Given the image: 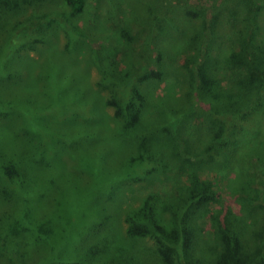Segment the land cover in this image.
Segmentation results:
<instances>
[{"label": "trees", "instance_id": "16d2710c", "mask_svg": "<svg viewBox=\"0 0 264 264\" xmlns=\"http://www.w3.org/2000/svg\"><path fill=\"white\" fill-rule=\"evenodd\" d=\"M45 2L47 6L44 7ZM32 3L40 4L37 9L43 12L36 15L37 20L45 16L47 24L41 23V20L29 22L27 26L33 25L38 30L45 27L55 33L53 26L61 20L64 25L70 26L73 36L79 34L74 21L85 12L87 0H0V25L7 32L11 31L10 35L22 31L25 27L20 21L21 16L15 22L9 12L16 10L20 13L24 11V5ZM262 10L263 7L255 11L248 8L244 12L246 26L239 30L235 38H229L230 48L225 55L213 50L216 40L224 37L220 29L221 20L216 14L208 23L206 38L202 39L201 33H198L186 39L181 50L176 51L174 64L181 62L190 75L188 93L195 98V101L191 98L187 111H182L181 107L176 109L168 95L163 94L162 98L159 97L165 107L161 112L163 114L159 117L154 115L153 94L150 89H145V82L151 78L162 80L172 66L169 57L171 44L167 39L157 45L155 67H143V74L133 77L132 83L126 71L117 72L113 65H108L103 79L121 87L119 93L125 101L121 105L116 97L110 99L116 108L118 131L111 129L106 120L103 121L105 114L101 100L93 94L89 79L83 75L80 65L76 66L62 56H52L51 66L45 74L48 80L45 87L47 91L49 89L51 100L45 99L43 96L48 95L47 91L31 86L34 78L30 79V68L21 59V47L16 46L14 51L18 55L11 51L7 60L2 61L5 70L3 67L0 69V123L23 114L29 123L24 135L28 137L30 146L24 149L25 154L28 153L27 158L16 148L11 129L0 126V197L9 198L13 194L32 200L33 193L37 195L41 191V196L58 180L62 184L68 182V188H60L64 195H81L84 188L75 179L67 181L64 178L67 174L65 165L56 161L57 143L49 145L52 151L48 150L50 160L44 168L36 169L29 158H32L33 151L41 148L39 131L55 133L58 138H71L73 141L80 136L77 143L80 146L98 138V149L88 147L81 153L88 175L89 169L93 174L102 176L104 167H107L111 170L108 175L119 180L114 185L118 190L123 188L118 186L122 185L123 179H127L124 177L134 173L127 168H150L143 177L145 179L136 180L148 182V193L143 195L137 208L132 205L126 208L128 235L132 239L148 238L152 241L165 264H264V218L261 223L255 218L264 214V175L260 174L258 178L254 176L255 172L248 171L243 175L234 169L239 161L236 153L243 146L242 138L254 128H257L259 136L262 128L258 120V114L264 116ZM188 13L192 16L191 11ZM231 17L235 21L242 18L234 10ZM38 24L40 26L37 27ZM35 40L41 42L43 39ZM101 55L97 52L95 56L103 62ZM4 74L9 76L3 77ZM39 78L43 80L44 74H40ZM13 79L16 83L11 85L9 82ZM73 99L85 105L90 116H96L80 122L82 126L79 123L59 125L52 121L42 124L45 119L41 112L65 106ZM187 113L195 118L190 125L181 121ZM97 119L103 122L96 129L91 128L93 125L90 126L89 121ZM150 131L156 132L147 135ZM123 136V140H141L136 151L123 144L120 140ZM259 142L261 146H252L245 159L243 156V161L249 159L250 163H256L264 160V135ZM154 174H166L173 178L167 180L161 176L163 180H151ZM88 177L93 180L91 175ZM241 178L243 183L237 182ZM254 183L259 188L251 191ZM230 200L233 207L229 204ZM101 204L97 206L101 213H109L113 208ZM245 211L250 212L248 216L244 215ZM33 215L32 210L29 216ZM2 220L0 218V222ZM125 250H120L122 257ZM119 264L125 263L120 261Z\"/></svg>", "mask_w": 264, "mask_h": 264}, {"label": "rangeland", "instance_id": "374dc122", "mask_svg": "<svg viewBox=\"0 0 264 264\" xmlns=\"http://www.w3.org/2000/svg\"><path fill=\"white\" fill-rule=\"evenodd\" d=\"M38 6L40 4L32 3L24 5V11L18 12L19 14L16 10L9 12V16L14 17L15 22L18 21L17 17L21 16L20 21L24 22L22 26L25 27L22 31L14 35L12 32L10 35L11 31L7 32L6 28L0 25V69L3 67L5 70L2 61L7 60L6 57L11 51L12 54L18 55L14 48L19 45L21 59L27 62L32 73L30 79L34 78L31 86L47 91L45 86L48 80L45 74L51 66L52 56H62L76 66L80 65L84 70L83 75L89 79L90 89L95 97L101 100L106 117V119L103 117V121L106 120L107 125L116 131H118L115 123L116 108L110 99L116 97L121 105H124L125 101L119 93L121 87L103 79V72L107 70L108 65H113L117 72L126 71L129 82L132 83L133 77L143 74V67H155L157 45L167 39L171 44L169 57L172 66L162 80L151 78L145 82V89H150L153 94L151 100L154 103L152 107L155 110L152 111L154 115L159 117L163 114L161 112L165 107L164 103L160 102L163 94L168 95L176 109L181 107L182 111L185 109L187 111L191 98L195 101L188 93L190 75L186 73L181 62L177 61L174 64L173 61L177 55L176 51L181 50L186 39L198 33H201L202 39L206 38L208 23L216 14L221 20L220 29L224 37L216 40L213 50L225 55L230 48L229 38H235L239 30L246 26L244 22L246 17H243L248 8L255 11L263 7L264 22V0H87L85 12L74 21L79 34L73 36L70 26L64 25V21L61 20L53 26L56 28L55 33L45 27L38 30L33 25L27 26L29 22L36 23L41 20V23L47 24L45 16L37 20L36 15L43 12L37 9ZM58 8L61 11V6ZM233 10L242 18L235 21L231 17ZM189 11L192 16L189 15ZM35 38L43 40L38 42ZM97 52L102 54L103 62L95 56ZM40 74H44L43 80L39 78ZM9 83L14 85L16 82L13 79ZM47 94L43 97L51 100L49 89ZM40 114L45 119L42 124L52 121L59 125L66 123L67 126L80 124L96 116L95 114L90 116L89 109L77 99L69 100L65 106H56L51 111H43ZM258 116L262 127L259 136L256 134L257 128H254L253 132H248L242 138L243 146L236 153L239 161L234 169L243 175L248 174V171L255 172L254 176L259 178L260 174L264 175V160L256 163H250L249 159L243 161V156L245 159L252 146H261L259 141L264 135H262L264 116L260 114ZM194 119L187 113L181 121L190 125ZM27 121L23 114H20L9 122L0 123V126L11 129V135L16 139V148L20 154H25L24 149L30 146L28 137L24 135L26 134L24 129L29 127ZM103 121L97 119L89 122L90 126L93 125L91 128L96 129L95 127ZM154 132L156 131H150L147 135H153ZM39 134L41 148L32 152V158H29L31 165L36 169L44 168L50 160L48 150L52 151L51 144L57 143L56 161H61V164L65 165L67 174L64 178L67 181L77 180L84 191L81 195L71 193L64 195L61 189L62 186L64 189L68 188V182L64 181L62 184L61 180H58L51 189L42 191L41 196V191L37 195L33 193L32 200L13 194L9 198H5L4 195L0 197V218L3 219L0 222V264H119L120 261L125 264H165L152 241L148 238L132 239L128 235L126 208L131 205L137 208L142 203L143 195L149 191L148 182L136 180L145 179L143 177L150 168H127L134 173L125 176L127 179H123L122 185L118 186L123 188L117 190L114 185L118 184L119 180L108 175L110 169L104 167L102 176L95 175L88 169L92 180L88 177L90 175L87 173L85 163L82 164L81 153L88 147L98 149L100 145L98 138L91 137L94 142L88 141L89 143L80 146L77 145L80 136L73 141L71 138H58L55 133L52 135L39 131ZM123 138L124 136L120 140L128 149L137 150L141 140ZM43 150H46L47 154ZM25 155L28 158V153ZM161 176L167 180L173 178L166 174H154L151 180H163ZM237 182L243 183L242 178ZM258 188L259 186L254 183L251 191ZM231 197L232 195L228 199ZM100 202L102 206H113L112 210L106 214L99 212L97 206ZM229 204L233 207L231 200ZM32 210L34 215L30 217ZM248 213L250 212L245 211L244 215L248 216ZM255 218L261 223L264 214L256 215ZM120 250H125L123 257Z\"/></svg>", "mask_w": 264, "mask_h": 264}]
</instances>
